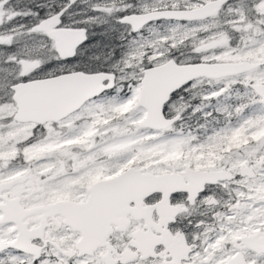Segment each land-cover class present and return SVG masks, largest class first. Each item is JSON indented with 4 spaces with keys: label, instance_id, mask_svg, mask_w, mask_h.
I'll return each mask as SVG.
<instances>
[{
    "label": "snow or ice",
    "instance_id": "1",
    "mask_svg": "<svg viewBox=\"0 0 264 264\" xmlns=\"http://www.w3.org/2000/svg\"><path fill=\"white\" fill-rule=\"evenodd\" d=\"M0 264H264V0H0Z\"/></svg>",
    "mask_w": 264,
    "mask_h": 264
}]
</instances>
